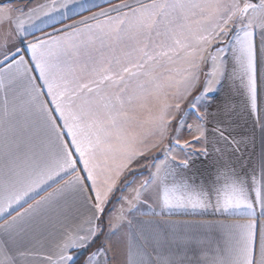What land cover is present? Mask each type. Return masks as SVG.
I'll list each match as a JSON object with an SVG mask.
<instances>
[{
  "label": "snow or ice",
  "instance_id": "6c2138e0",
  "mask_svg": "<svg viewBox=\"0 0 264 264\" xmlns=\"http://www.w3.org/2000/svg\"><path fill=\"white\" fill-rule=\"evenodd\" d=\"M20 2L0 3V264L35 255L77 264L105 218V240L84 264H112L121 242L125 264H264V0H105L99 12L27 42L44 17L98 5ZM237 73L261 130L258 161L244 159L252 138L236 132L227 103L209 111V94ZM155 149L163 158L152 157L148 175L110 209L121 180L131 183L125 174L146 167L139 162ZM213 152L212 180L196 183L187 172ZM153 204L252 218H129L138 205L155 216ZM125 223L129 231L114 240ZM56 225L50 249L34 252L33 241Z\"/></svg>",
  "mask_w": 264,
  "mask_h": 264
},
{
  "label": "crops",
  "instance_id": "0c3cea01",
  "mask_svg": "<svg viewBox=\"0 0 264 264\" xmlns=\"http://www.w3.org/2000/svg\"><path fill=\"white\" fill-rule=\"evenodd\" d=\"M7 2V0H0V3ZM50 0H32V3L28 5L29 7H36L39 4L49 3ZM82 2H86L88 5H98V7H92L91 11L80 12V10L76 7V5H70V9H74V11H67L66 15L69 18H64L59 13H54L52 18L44 17V23L40 21L36 22V27L39 28V31L29 28V31L32 32V35H27L24 39L25 41H32L34 37H40L44 33H54V29L62 28L64 25L72 24L74 21L79 20L82 16L91 15L92 12H99L102 8H106L109 5L105 2V0H82ZM113 3H118L119 0H112ZM14 7H21L22 4L20 0H12ZM78 13V14H77ZM114 15V13H113ZM103 19V18H101ZM26 27H28L26 25ZM257 45H259V38L256 40ZM229 60L231 61V53L228 54ZM2 58V57H0ZM231 70V63H230ZM264 71L260 69L258 63V103L261 107V115L264 116V85L260 83V74ZM246 79V78H245ZM203 81V77H201V82ZM201 85L198 84L196 89L193 91V95L198 94L200 91ZM192 97L190 96L189 99ZM0 99H2V93H0ZM222 103H227L228 108L230 109V116L233 122V126L236 128V132L248 136L252 138V142L249 143L247 149H245V157L247 160L249 155L251 159L254 161H258L261 150V130L255 125L254 119L252 115L249 113V101L246 93V89L241 84V80L239 78V73H237L236 78H225L223 82L218 86L217 90L209 94V111H215L218 106ZM183 107H187V102L184 103ZM147 117V113L144 114V118ZM184 138L188 137L186 131L183 134ZM208 136L209 140L212 139V131L211 125H208ZM168 142L165 141V144ZM200 145H197L199 147ZM210 146V145H209ZM221 146V145H217ZM217 155L216 153H212L207 160H198L193 168L187 172L188 177L192 178L196 183H209L214 176V165L212 164L213 156ZM152 157H156L159 159L163 158L162 149H155L149 154V158L144 161H140L139 163L147 165L146 167H138L137 164H133L131 167L134 171L129 175L128 173L125 176L127 177V181L131 182L127 187L123 184L122 190L119 196L115 199V201L109 207L110 209L115 207L119 208L122 201L119 199L122 196H131L132 189L138 187L140 181L143 177L148 175L149 167L152 163ZM122 181V180H121ZM121 183V182H120ZM120 183L117 185L119 187ZM48 191H52L51 188ZM46 194V193H42ZM26 207V205H25ZM153 209L155 210L156 215H152V209L145 207L144 205H138L136 209H133L129 213V218L134 220H155L159 221L162 217L172 220H211L220 222L225 225H231L234 223H246L250 217L246 214L245 210H240L239 212H229V213H215V212H207V213H193L191 210H180V209H172V210H161L155 204H153ZM260 208L256 207V219L258 223L259 230V222L261 220L260 217ZM104 234L99 237V242L92 248L93 251L101 242L105 240V235L109 231L108 222H104ZM129 231L127 224L125 223L124 227L121 229V232L117 234V237H113L114 240H120V238ZM227 231V230H225ZM59 235V225L55 227L50 226L49 229L44 232L42 236H38L36 240L33 241V251L36 253H45L50 247L51 243L54 242ZM217 235L221 237L223 240L224 237L222 233L219 231ZM38 241V242H37ZM90 251V252H91ZM127 260L126 256V248L123 242L119 244V248L117 253L115 254V259L112 261V264H125ZM26 264H42V258L40 255H35L29 257Z\"/></svg>",
  "mask_w": 264,
  "mask_h": 264
},
{
  "label": "trees",
  "instance_id": "16d2710c",
  "mask_svg": "<svg viewBox=\"0 0 264 264\" xmlns=\"http://www.w3.org/2000/svg\"><path fill=\"white\" fill-rule=\"evenodd\" d=\"M129 175H130V174H129ZM129 175L126 176V179H127V177H128ZM123 184H124V180L122 179V181H121L119 187L117 188V191L114 193V195H113V197H112V203H113V202L115 201V199L119 196V194H120V192H121V190H122ZM112 203H111V204H112ZM111 204H110L108 207H110ZM105 222H106V218H105ZM98 242H99V239L96 241V244H97ZM96 244L92 245V247H91L90 249H88L87 252H82V253L78 256V258H77V264H84V260L86 259L88 253L92 250V248H93Z\"/></svg>",
  "mask_w": 264,
  "mask_h": 264
}]
</instances>
